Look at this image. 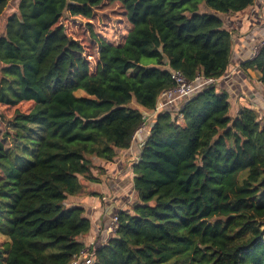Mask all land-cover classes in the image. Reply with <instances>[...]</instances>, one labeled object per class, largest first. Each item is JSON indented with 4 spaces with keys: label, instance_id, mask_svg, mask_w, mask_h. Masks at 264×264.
<instances>
[{
    "label": "trees",
    "instance_id": "trees-1",
    "mask_svg": "<svg viewBox=\"0 0 264 264\" xmlns=\"http://www.w3.org/2000/svg\"><path fill=\"white\" fill-rule=\"evenodd\" d=\"M11 1L0 0V264L83 253L92 264H264V125L253 108L232 118L213 84L156 116L134 169L137 201L105 244L86 249L91 221L67 205L100 182L97 160L131 147L174 72L189 82L227 73L233 34L219 14L254 0H17L3 23ZM105 1L127 30L117 43L88 24L92 71L63 20L92 21ZM242 69L264 86V46Z\"/></svg>",
    "mask_w": 264,
    "mask_h": 264
},
{
    "label": "crops",
    "instance_id": "crops-1",
    "mask_svg": "<svg viewBox=\"0 0 264 264\" xmlns=\"http://www.w3.org/2000/svg\"><path fill=\"white\" fill-rule=\"evenodd\" d=\"M219 16L225 28L233 34V46L227 73L213 85L219 92L228 94L232 118H236L243 107L253 108L264 125V86L259 81L260 73L242 69L243 64L252 60L254 49L264 40V0H254L253 5L243 12ZM195 87L197 92L207 86L204 82H198ZM180 105V101L167 102L161 97L155 111L143 110L144 124L135 134L131 147L120 151L113 162L97 160L96 164L103 174L98 170L94 174L100 182L84 183L86 194L68 199V207L84 208L86 217L91 221L90 233L80 239L87 250H96L109 240V226L117 213L131 211L133 203L137 201L133 184L134 169L156 116L161 112H178ZM78 260L84 264L82 256Z\"/></svg>",
    "mask_w": 264,
    "mask_h": 264
},
{
    "label": "rangeland",
    "instance_id": "rangeland-1",
    "mask_svg": "<svg viewBox=\"0 0 264 264\" xmlns=\"http://www.w3.org/2000/svg\"><path fill=\"white\" fill-rule=\"evenodd\" d=\"M16 10L17 0H12L1 21L4 23L7 16L14 13ZM63 24L68 35L80 41L84 46V57L88 60L92 71L96 67L98 61V49L95 48L96 44L93 40L91 29L88 24L93 26L94 31L99 34L100 37L107 40L114 38L117 43L122 41L127 30V25L122 17L120 6H112L107 1L95 10V17L92 21L83 17H67L63 20ZM83 94V90H79L76 93L78 96ZM6 141L10 146L11 142L9 140Z\"/></svg>",
    "mask_w": 264,
    "mask_h": 264
},
{
    "label": "built area",
    "instance_id": "built-area-1",
    "mask_svg": "<svg viewBox=\"0 0 264 264\" xmlns=\"http://www.w3.org/2000/svg\"><path fill=\"white\" fill-rule=\"evenodd\" d=\"M263 46H264V40L259 46H257L254 49L253 54H252L253 55L252 59H254L259 54V51ZM173 78L175 80V86L172 89L165 91L161 97L164 98L167 102L180 101L181 105H180L179 111L183 109L185 102H187L195 93L196 83L204 82L206 86H209V85L214 84L215 81H217L213 79H205L202 77H197L195 81L189 82L180 71L174 72ZM117 226H118V219L115 217L113 221L111 222V225L109 226V230H108L109 235L113 234L116 231ZM81 256L84 259L83 260L84 264L93 263V254L91 256L87 253H83ZM80 263H81L80 260H76L73 264H80Z\"/></svg>",
    "mask_w": 264,
    "mask_h": 264
}]
</instances>
